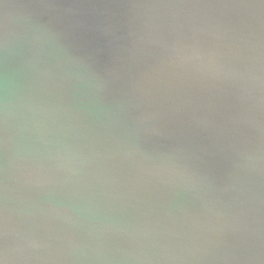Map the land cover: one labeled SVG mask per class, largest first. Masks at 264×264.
Here are the masks:
<instances>
[{
  "label": "water",
  "instance_id": "95a60500",
  "mask_svg": "<svg viewBox=\"0 0 264 264\" xmlns=\"http://www.w3.org/2000/svg\"><path fill=\"white\" fill-rule=\"evenodd\" d=\"M0 264H264V0H0Z\"/></svg>",
  "mask_w": 264,
  "mask_h": 264
}]
</instances>
